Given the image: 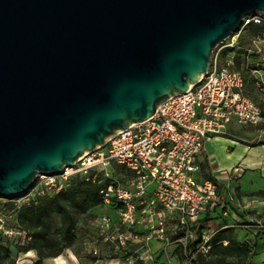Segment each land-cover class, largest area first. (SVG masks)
I'll return each mask as SVG.
<instances>
[{
  "label": "water",
  "instance_id": "95a60500",
  "mask_svg": "<svg viewBox=\"0 0 264 264\" xmlns=\"http://www.w3.org/2000/svg\"><path fill=\"white\" fill-rule=\"evenodd\" d=\"M256 12L264 0H0V196L151 117Z\"/></svg>",
  "mask_w": 264,
  "mask_h": 264
},
{
  "label": "built area",
  "instance_id": "2783aa9c",
  "mask_svg": "<svg viewBox=\"0 0 264 264\" xmlns=\"http://www.w3.org/2000/svg\"><path fill=\"white\" fill-rule=\"evenodd\" d=\"M263 19L264 12L249 14L240 28ZM237 31L221 42L232 44ZM213 54L207 72L185 91L162 101L151 117L117 130L103 145L85 151L72 166L38 174L18 204L36 194L55 193L75 173L102 171L111 180L100 187V210L80 239L87 254L113 260L111 264L200 263L210 247V232L198 233L196 219L214 205L217 184L211 178L195 177L196 157L204 141L220 133L230 118L242 123L262 119L260 107L241 93L242 72L217 66ZM251 73L264 87V68H253ZM112 162L131 170L126 181L112 174ZM230 199L240 209L261 205L264 215V197L245 194ZM112 200L117 206L110 210ZM251 220L264 227L260 217L253 214ZM3 222L0 219L1 232L21 234L18 244L28 241L26 229L6 228ZM153 240L160 243L156 249Z\"/></svg>",
  "mask_w": 264,
  "mask_h": 264
},
{
  "label": "crops",
  "instance_id": "0c3cea01",
  "mask_svg": "<svg viewBox=\"0 0 264 264\" xmlns=\"http://www.w3.org/2000/svg\"><path fill=\"white\" fill-rule=\"evenodd\" d=\"M251 26L249 23L243 25L232 44L219 45L212 58L217 66L227 65L242 72L241 93L260 107L262 119L256 123H242L232 117L220 133L204 141L196 157L198 169L194 175L197 179L211 178L216 182L217 200L198 216L196 230H208L211 235L216 230L226 229L238 240L247 239L252 244V261L264 264V235L251 220L253 214L264 220L263 207L240 209L230 199L231 195L245 194L264 197V87L251 73L253 68H264V32L252 30ZM119 166H123L122 172L115 176L124 182L131 170ZM223 243L227 240L223 239ZM159 244L157 240L152 241L155 249ZM78 245H82L79 238ZM81 250L65 247L55 256L43 257L40 264H111L113 261L105 257L93 259L82 247ZM11 256L16 264H32L37 259L33 248L26 251L14 248Z\"/></svg>",
  "mask_w": 264,
  "mask_h": 264
},
{
  "label": "trees",
  "instance_id": "16d2710c",
  "mask_svg": "<svg viewBox=\"0 0 264 264\" xmlns=\"http://www.w3.org/2000/svg\"><path fill=\"white\" fill-rule=\"evenodd\" d=\"M249 24H252V30L264 32V19ZM110 180L102 171L90 170L88 175L75 173L55 193L36 194L26 202L10 203L9 208L15 211L18 227L30 234L28 241L15 245L16 250L35 249L37 259L32 264H40L43 257L55 256L65 247L75 248L77 224L78 238L81 239L90 229L88 221L100 210L102 200L99 189ZM116 206L114 200L109 204L110 210ZM259 230L264 235V227ZM197 232L200 233V230ZM223 239L227 243L224 244ZM208 242V252L198 264H261L251 259L253 250L250 241L238 240L226 229L216 230ZM10 246L0 233V264H16Z\"/></svg>",
  "mask_w": 264,
  "mask_h": 264
},
{
  "label": "rangeland",
  "instance_id": "374dc122",
  "mask_svg": "<svg viewBox=\"0 0 264 264\" xmlns=\"http://www.w3.org/2000/svg\"><path fill=\"white\" fill-rule=\"evenodd\" d=\"M221 44H222L221 41L219 43H217L213 47V50L211 53H213V51H215L219 47V45H221ZM122 167L123 166H119V164L112 162L110 169L112 170L113 174H117L119 172H122V170H121ZM25 194L17 195L14 197L0 196V219L4 220L3 227L12 228V229L18 228L16 219H15V211L10 209L9 205L12 202H16V203L21 202V200ZM0 233L3 234L5 236V239H7L10 242V244H11L10 247H11L12 253L14 252V248H15V245L17 244V241L23 240V236L21 234H18V233H4L1 231H0ZM75 234H76L77 239H76V242L74 244V247L81 250V247L78 245V224L75 228ZM102 247H103L102 250L104 251L105 246L102 245ZM85 254H87V253H85Z\"/></svg>",
  "mask_w": 264,
  "mask_h": 264
}]
</instances>
